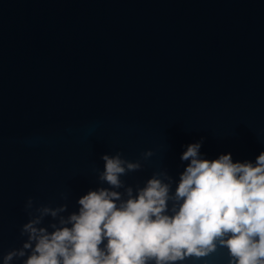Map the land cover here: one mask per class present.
Returning a JSON list of instances; mask_svg holds the SVG:
<instances>
[{
    "label": "water",
    "instance_id": "95a60500",
    "mask_svg": "<svg viewBox=\"0 0 264 264\" xmlns=\"http://www.w3.org/2000/svg\"><path fill=\"white\" fill-rule=\"evenodd\" d=\"M197 142L207 160L264 152V0H0V264L38 209L67 205L37 225L51 232L89 191L126 201L158 178L173 214ZM117 154L141 167L113 189ZM215 245L168 264H233Z\"/></svg>",
    "mask_w": 264,
    "mask_h": 264
},
{
    "label": "clouds",
    "instance_id": "9594fccd",
    "mask_svg": "<svg viewBox=\"0 0 264 264\" xmlns=\"http://www.w3.org/2000/svg\"><path fill=\"white\" fill-rule=\"evenodd\" d=\"M200 147L190 144L181 155L190 163L175 189L174 199L182 203L173 214H166L170 186L158 178L148 180L136 196L126 189V201L109 188L89 191L78 200V211L60 217L51 232L37 225L44 216L57 218L67 205L38 209L39 215L22 226L27 240L4 257V264L25 257L26 250L30 254L23 264H168L203 257L215 250L217 240L228 248L233 264H264V152L253 165L233 162L230 153L201 159ZM102 159L100 179L113 189L123 186L120 176L126 171L141 167L137 162L125 168L120 154Z\"/></svg>",
    "mask_w": 264,
    "mask_h": 264
}]
</instances>
